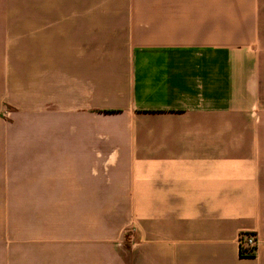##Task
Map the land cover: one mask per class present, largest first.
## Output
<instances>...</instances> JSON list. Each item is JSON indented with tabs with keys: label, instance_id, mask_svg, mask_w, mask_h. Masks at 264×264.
Segmentation results:
<instances>
[{
	"label": "crops",
	"instance_id": "crops-1",
	"mask_svg": "<svg viewBox=\"0 0 264 264\" xmlns=\"http://www.w3.org/2000/svg\"><path fill=\"white\" fill-rule=\"evenodd\" d=\"M0 264H264V0H0Z\"/></svg>",
	"mask_w": 264,
	"mask_h": 264
},
{
	"label": "rangeland",
	"instance_id": "rangeland-1",
	"mask_svg": "<svg viewBox=\"0 0 264 264\" xmlns=\"http://www.w3.org/2000/svg\"><path fill=\"white\" fill-rule=\"evenodd\" d=\"M89 201H94V199H88V202ZM121 202H123V203H121ZM120 203H121L120 206L125 204V199H102V204L104 206H109V207L112 206L113 207L114 205H116L118 207ZM105 216L111 217V214H109V215L106 214ZM115 216H118V215L113 214V218ZM126 229H127V231L125 232V235H124L123 246H124V248L131 250L135 245V244H133V241H132L134 239L132 237L133 236L132 231H130V229H128V228H126Z\"/></svg>",
	"mask_w": 264,
	"mask_h": 264
},
{
	"label": "trees",
	"instance_id": "trees-1",
	"mask_svg": "<svg viewBox=\"0 0 264 264\" xmlns=\"http://www.w3.org/2000/svg\"><path fill=\"white\" fill-rule=\"evenodd\" d=\"M249 233H241L239 237V242H240V255L243 257H252L255 256L256 252V245L254 246H247L246 241H247V235Z\"/></svg>",
	"mask_w": 264,
	"mask_h": 264
},
{
	"label": "built area",
	"instance_id": "built-area-1",
	"mask_svg": "<svg viewBox=\"0 0 264 264\" xmlns=\"http://www.w3.org/2000/svg\"><path fill=\"white\" fill-rule=\"evenodd\" d=\"M246 245L247 246H254V245H256V239H255V234L254 233H249L247 235Z\"/></svg>",
	"mask_w": 264,
	"mask_h": 264
}]
</instances>
